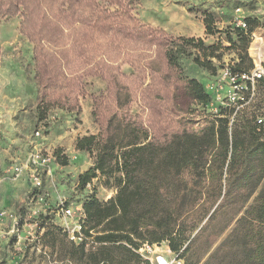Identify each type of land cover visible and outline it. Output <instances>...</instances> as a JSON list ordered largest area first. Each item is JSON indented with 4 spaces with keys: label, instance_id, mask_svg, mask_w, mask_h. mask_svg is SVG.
<instances>
[{
    "label": "trees",
    "instance_id": "16d2710c",
    "mask_svg": "<svg viewBox=\"0 0 264 264\" xmlns=\"http://www.w3.org/2000/svg\"><path fill=\"white\" fill-rule=\"evenodd\" d=\"M132 3L0 0V19L20 14V32L34 43L38 120L57 107L81 112L88 75L107 82L105 91L92 96L99 132L76 142L78 150L95 157L77 185L85 192L104 177L103 184L116 194L107 201L96 190L84 196V232L93 236L91 248L85 241L65 242V235H55L51 245L59 242L80 264H151L133 249L146 241L166 242L186 259L200 235L230 212L217 233L228 234L205 264H264V123L244 109L233 119V106L208 112L205 123L194 128L193 107L205 110L212 95L182 65L185 56H193L198 66L216 74L225 64L214 63L223 58V48L237 54L229 63L234 72L254 69L248 47L256 20L247 17L246 27L226 30L229 46L222 37L207 44L203 37L175 36L140 22ZM203 21L207 34L220 32L212 14ZM1 52L0 45V58ZM125 63L133 73L122 70ZM136 100L147 110L144 119L131 113ZM58 152L59 163L66 165L68 159ZM55 230L61 228L52 226L48 234ZM202 260L187 258L185 264Z\"/></svg>",
    "mask_w": 264,
    "mask_h": 264
},
{
    "label": "rangeland",
    "instance_id": "374dc122",
    "mask_svg": "<svg viewBox=\"0 0 264 264\" xmlns=\"http://www.w3.org/2000/svg\"><path fill=\"white\" fill-rule=\"evenodd\" d=\"M132 1L134 15L140 22L163 26L175 36L191 37L195 33L192 31L204 22L205 14H212L220 32L204 35L207 44L216 43L222 37L224 45L229 46L225 31L245 23L247 17L255 19L256 27L248 52L253 58L254 66L261 65L264 68V0ZM21 21L20 14L0 19V140L11 134L19 135L25 130L32 135L27 155L11 156L4 151L6 149L0 155V264H80L63 251L59 242L56 246L51 244L55 235H65V242L80 243L72 240L71 235L80 222L84 232V221L66 214V208L76 209L83 205L86 193L94 190L103 201L116 194V188L103 184L104 177L94 179L85 192L77 185L79 175L87 170L95 157L91 152H78L76 142L80 134L84 136L99 132V125L92 114V96L105 91L107 82L100 76L88 75L84 79V91L79 98L81 112H69L57 107L51 109L45 119L38 120L39 90L35 79L34 43L20 32ZM219 51L224 56L221 61L214 59L215 64H232L237 58L233 49L220 48ZM182 65L186 75L202 80L212 95L205 110L202 106H194L196 110L190 113L194 118L193 127L196 128L205 123L208 112H217L222 108V98L228 93V89L225 86L212 88L216 87L218 72L211 74L209 70L198 66L193 56H185ZM122 70L128 74L134 72L129 63H125ZM148 80L147 78V82ZM131 113L144 119L147 110L144 104L136 100L131 105ZM244 113L247 116L252 113L264 116V85L260 82L254 101L246 106ZM37 131L41 134L37 135ZM35 151L50 157L39 168L42 176L40 186L35 185L32 170L27 167L30 153ZM56 151H59L61 158L68 159L66 165L59 163ZM16 166L22 167L23 171L15 170ZM229 215L230 212L222 214L200 235L186 259L195 263L200 257L203 258L202 264H205V260L228 234L227 231L219 237L217 233ZM52 226L61 228V231L55 230L54 234H48V228ZM85 236L90 242L85 245L86 249L91 248L93 236L89 237L86 233ZM166 244L161 243V249L168 250ZM208 250L210 251L207 253ZM171 252L176 254L172 250ZM182 259L186 261L185 258Z\"/></svg>",
    "mask_w": 264,
    "mask_h": 264
},
{
    "label": "built area",
    "instance_id": "2783aa9c",
    "mask_svg": "<svg viewBox=\"0 0 264 264\" xmlns=\"http://www.w3.org/2000/svg\"><path fill=\"white\" fill-rule=\"evenodd\" d=\"M246 27V23H241ZM259 82H262L264 85V68L261 65L254 66V69L248 72H234L231 69L229 63H225L219 68L217 75L216 87L211 86L212 88H219L220 86L227 87L228 93L222 98L224 108L235 107L234 115L238 110L245 109L249 103L254 101L255 96L257 95V87ZM218 99H221L220 95H217ZM221 109V108H220ZM213 112V111H212ZM218 112V111H217ZM213 112V113H217ZM259 123H264V116H261L258 119ZM37 135L41 133L36 132ZM50 160V157L44 156L39 151L31 152L30 158L27 163V167L32 170L33 179L36 186L42 184V176L39 168L42 167L46 162ZM17 171H23L22 167H14ZM66 214L69 216L79 217V220H85V212L83 205L78 206L76 209L68 207L65 209ZM71 239L77 242L85 241L86 244H90L87 241V237L83 232L82 222L78 223L77 228L73 231ZM93 243V240L92 242ZM161 244H151L149 242H142L139 248H133L143 260L149 261L151 264H185L179 254H174L170 249L163 250L160 246Z\"/></svg>",
    "mask_w": 264,
    "mask_h": 264
},
{
    "label": "crops",
    "instance_id": "0c3cea01",
    "mask_svg": "<svg viewBox=\"0 0 264 264\" xmlns=\"http://www.w3.org/2000/svg\"><path fill=\"white\" fill-rule=\"evenodd\" d=\"M166 12H168V10ZM152 24H154V23H152ZM154 25H156V24H154ZM161 27L165 29V27H163V26H161ZM166 31H168V30H166ZM192 32H195V33L194 34H191V36H195V37H198V38L199 37L205 38L204 35H208V34H206V25H205V22H203L202 24H199V26H197L194 29V31H192ZM170 33H172V32H170ZM214 43L215 42H212L211 44H214ZM27 131L28 130L22 131V133L20 132L21 135L19 133V135H13V134H11L9 137H2L4 139L3 140H0V155L3 154V152H2L3 149H6L4 151L8 152V154L11 155V156L20 157V156L27 155L26 153L29 150L28 143L31 141V136H32V135H29V132H27ZM81 135L82 134H80L79 136H81ZM41 143L43 144V138L41 139ZM76 150L79 152L78 149H76ZM88 168H87V170H88ZM165 247H167L168 249L171 250V248L168 246V244H166Z\"/></svg>",
    "mask_w": 264,
    "mask_h": 264
},
{
    "label": "bare ground",
    "instance_id": "6f19581e",
    "mask_svg": "<svg viewBox=\"0 0 264 264\" xmlns=\"http://www.w3.org/2000/svg\"><path fill=\"white\" fill-rule=\"evenodd\" d=\"M258 62V61H257Z\"/></svg>",
    "mask_w": 264,
    "mask_h": 264
}]
</instances>
